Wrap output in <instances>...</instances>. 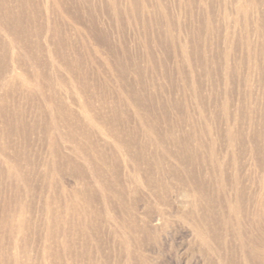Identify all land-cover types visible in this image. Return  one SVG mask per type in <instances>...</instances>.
Returning <instances> with one entry per match:
<instances>
[{
  "label": "rangeland",
  "instance_id": "obj_1",
  "mask_svg": "<svg viewBox=\"0 0 264 264\" xmlns=\"http://www.w3.org/2000/svg\"><path fill=\"white\" fill-rule=\"evenodd\" d=\"M263 219L264 0H0V264H256Z\"/></svg>",
  "mask_w": 264,
  "mask_h": 264
},
{
  "label": "bare ground",
  "instance_id": "obj_2",
  "mask_svg": "<svg viewBox=\"0 0 264 264\" xmlns=\"http://www.w3.org/2000/svg\"><path fill=\"white\" fill-rule=\"evenodd\" d=\"M18 33H19V31H16L15 30L13 32V35L14 36L11 33H10V35L14 39V37H16ZM55 59H57V61L60 63V65H62L64 68H68L69 65L67 64V62L64 59H58L57 57H55ZM14 64H15V68H17V70H18V74L23 75V81L24 82L25 81H28V82L30 81L31 82L32 80L30 79V77L27 74V72L25 71V69H23L22 67H20L21 64L18 61H16V60H14ZM69 83L72 84V86L71 85H68L66 83H61L60 86L69 88L71 90L70 92L72 93V99H74L75 97L83 98L84 95H85V90L83 88H81V87H77L76 85L74 86L71 80H69ZM79 107L84 112V114L88 117V119L91 120L92 119V114H91L92 109H91V107L88 106L87 103H85L83 101L79 104ZM92 123H96L97 128L99 130H101L103 133L106 132L111 137L117 139V133L115 131L112 132V128L111 127H109V126H107V125H105V124H103V123H101L99 121L96 122V121L92 120ZM201 190H203V188H201ZM237 192L239 193V196L243 193V192H241V190H237ZM202 197H203V193H201V192L194 193V198H195L193 200L194 203L196 204V201L198 203V200H200V198H202ZM207 202L209 203V206L212 205L209 200H207ZM237 207L238 206L236 204L230 205L231 211L237 209ZM206 210L204 211V216L203 217L201 216L202 218H198V220L201 219L203 221V225H201V227L198 226L199 232L201 234H204L205 233V230H207L209 228V226H210L209 225V221H208V216H207ZM55 216H58L59 217V212H55ZM58 217L56 219V221H57L56 224L61 220V217H60V220H58ZM248 218H249V220H251L250 217H248ZM234 224L236 226L235 227V233H236L237 241L240 244V246L243 247L244 252H245L244 255L246 257H248V258H252V259L256 258L257 259V263L256 264H264V219L261 221V229H260V232H262V234H263L262 237L260 235L259 236H255L249 230L240 228V223L237 220H235V223ZM216 226H218V225H216ZM20 229H21V226L18 225L17 230L20 231ZM211 229H215V227L214 228H211ZM218 229L216 228L214 231H211L213 233V237H214L213 240H215V241H217L218 239H221L223 237V232H221L222 230L219 231ZM227 234L228 233H226V236H228ZM224 235H225V233H224ZM208 262H209V259H208L207 263ZM222 264H224V263H222ZM225 264H239V263L237 261L233 260V261H230L229 263H225Z\"/></svg>",
  "mask_w": 264,
  "mask_h": 264
}]
</instances>
